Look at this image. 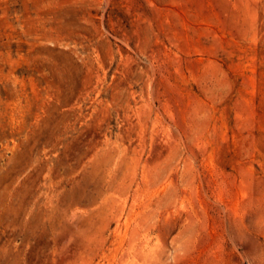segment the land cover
Instances as JSON below:
<instances>
[{"label": "rangeland", "instance_id": "rangeland-1", "mask_svg": "<svg viewBox=\"0 0 264 264\" xmlns=\"http://www.w3.org/2000/svg\"><path fill=\"white\" fill-rule=\"evenodd\" d=\"M0 264H264V0H0Z\"/></svg>", "mask_w": 264, "mask_h": 264}]
</instances>
